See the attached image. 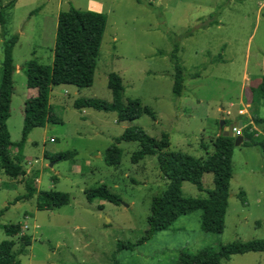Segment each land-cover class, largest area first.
Masks as SVG:
<instances>
[{
	"label": "rangeland",
	"instance_id": "1",
	"mask_svg": "<svg viewBox=\"0 0 264 264\" xmlns=\"http://www.w3.org/2000/svg\"><path fill=\"white\" fill-rule=\"evenodd\" d=\"M11 1L0 0V8ZM261 1L19 0L13 9H6L8 31L20 35L13 52L14 65L22 66L13 74L8 119L13 142L22 138L26 100L37 94L36 88L28 86L23 67L33 58L51 64L54 57L50 47L53 37H48L47 31L48 15L55 14L59 6L60 10L75 6L107 14L93 85L52 87V120L35 127L24 147L26 176L12 178L0 165V212L4 211L1 223L21 225V231L14 236L0 227V243L16 241L18 264H177L182 251L264 239V154L257 146L244 143L234 150L222 232L205 231L202 210H196L139 242L148 229L152 198L166 189L169 180L156 156L133 161V154L140 149L138 141H117L126 128L138 126L158 139L168 134L171 151L206 157L221 134L213 131L222 107L228 122H233L245 93L252 97L250 111L254 112L258 106L254 96H260V89L252 92L247 86L244 92L242 85L245 72L254 77L256 88L263 75L259 72L264 73ZM175 46L180 48L185 69L181 95L173 90L175 63L171 52ZM3 58L0 35V84ZM111 72L123 80V100L140 99L155 112L156 119L144 113L135 120L119 121L114 111L75 107L78 98L112 101L108 86ZM255 124L243 123L241 135L244 132L262 139L264 130L256 129ZM113 144L121 150L118 165L106 162V151ZM66 151H75L76 155L53 160L46 154ZM12 153L16 156L18 150L13 148ZM34 173H39L40 181L36 195L29 198L25 196L26 179ZM214 179V173H205L204 186L213 188ZM103 183L120 196L118 204L87 199L86 190ZM39 190L65 192L69 202L55 209H39ZM183 192L185 196H207L188 181L183 183ZM26 223L29 228H25ZM26 236L32 243L22 248ZM131 243L137 245L119 247ZM221 264H264V251L234 254Z\"/></svg>",
	"mask_w": 264,
	"mask_h": 264
},
{
	"label": "trees",
	"instance_id": "2",
	"mask_svg": "<svg viewBox=\"0 0 264 264\" xmlns=\"http://www.w3.org/2000/svg\"><path fill=\"white\" fill-rule=\"evenodd\" d=\"M15 3L16 0H12L0 8V24L3 27L0 35L3 37L4 52L3 76L0 84V165L5 173L12 178L27 175L22 156L24 157V147L31 131L35 127L45 126L48 121L52 120L49 102L52 87L61 84L78 87L93 85L107 25V14L96 10H82L71 6L60 12L53 63L44 64L33 58L27 61L23 67L27 75L28 86L36 88L37 94L26 100L22 138L18 142H13L8 128V119L11 115L13 74L16 69L13 52L20 36L8 31L9 19L6 9L10 11L14 8ZM187 34H191V31ZM179 52V46H175L171 52L172 61L175 63L173 90L176 95L182 94L185 80V69L181 64ZM108 86L113 93L112 101L96 97L78 98L74 102L75 107L79 109L93 107L98 110L114 111L117 113L119 121L135 120L144 113L156 119L155 112L149 106L143 105L140 99H128L126 102L123 100V80L118 73L111 72L109 74ZM259 92L264 97V76ZM246 136L247 140L243 144L255 145L264 154V137L255 139L251 135L246 134ZM122 140L139 142L140 149L132 156L135 162L145 156H156L161 171L169 180L166 189L152 198L148 229L146 235L139 242H145L153 234L168 229L180 216L196 210H202V226L205 231L218 233L224 230L230 182L233 176L232 160L236 148L235 138L220 134L213 141L214 150L208 151L206 157H196L182 151H171L169 150L171 143L168 134H163L158 139L138 126L126 128L122 136L117 139L118 142ZM13 148L18 150L16 156H13ZM46 154L53 160H61L74 157L76 152H57L53 156L49 153ZM106 162L109 165L121 163V150L117 144H113L107 149ZM208 172L215 175L214 187L210 189L206 188L202 181L203 176ZM38 177L39 173L27 177L26 197L30 198L36 195L37 188L34 183ZM185 181L195 184L199 190L205 191L207 196H185L183 192ZM86 196L91 202L100 198L118 204L121 200L120 196L105 183L87 189ZM68 202L69 195L65 192L39 190L37 193L39 209H55ZM3 213L2 210L0 212V227H3L10 236L18 234L21 231V225L19 223L2 224L1 215ZM23 241L22 248L32 243L28 236L23 237ZM15 243L14 239L3 240L0 243V264H18V253L14 250ZM135 245L137 244L131 243L119 247L133 248ZM260 251H264V239L235 241L219 248L206 247L196 252L182 251L177 264H221L222 260L230 259L234 254Z\"/></svg>",
	"mask_w": 264,
	"mask_h": 264
},
{
	"label": "crops",
	"instance_id": "3",
	"mask_svg": "<svg viewBox=\"0 0 264 264\" xmlns=\"http://www.w3.org/2000/svg\"><path fill=\"white\" fill-rule=\"evenodd\" d=\"M18 2H19V0H17L16 6L18 5ZM260 5L261 6L259 7V10L262 11V8L264 9V0L261 1ZM61 11H63V10H60V6H59V10L55 14H50V16L48 15V17H47L48 37H50L51 39L53 37V42L51 40V43H50V47H51V51L52 52H53L54 47H55L56 32H57V26H58V18H59V14H60ZM220 59L222 60L223 57H221ZM53 60H54V57H53ZM53 60H52L51 64L53 63ZM21 69H22V66L19 65V66H16L15 71L17 72V71H19ZM261 69L263 70L264 67L261 68ZM259 73L263 74L262 75V78H263L264 73H262V72H259ZM261 82H262V79L259 81V83L257 85V88H256L255 84H257V82H254V77L251 74L245 72V74L243 76L242 91L244 90V92H245L247 86L248 87L250 86V88H252V90H251L252 92L255 89L258 91L260 89V87H261ZM249 92H250V90L248 91V93ZM254 97H256L255 100L258 103V106L255 108L254 112H251L250 109L253 107V103L251 102L252 101L251 100L252 97L249 96V98H248V96L247 97L245 96V93H242L240 104H239V108H238V114L241 115L240 116L241 118L238 119L239 115L237 114L236 115L237 117L235 116V119L231 120L233 122H228V119L225 116L226 113L223 112V107H222L221 108L222 115L219 118H216V122H215L216 125H215V129H214L213 133L214 134H220V133L223 134L226 131L225 130V125H230V124L236 123L237 126H243L242 124H240L241 122H243L244 124L249 123V122H252V123L255 122L256 124L254 126H255L256 129L258 128V129H263L264 130V97H262L261 95L259 97H257L255 95ZM231 106H234V103H231ZM241 112L243 114H241ZM223 120H225L224 124L222 123ZM245 132H247V131L245 130ZM261 132H262V130H261ZM241 136H243L244 139L241 142V144L240 145H236V147L237 146H241L243 144V142L245 140H247V136H246V134H244V132H243V135H241ZM38 181H40V177L37 178V181L35 180V182H36L35 186H38V183H37ZM36 188H38V187H36Z\"/></svg>",
	"mask_w": 264,
	"mask_h": 264
},
{
	"label": "water",
	"instance_id": "4",
	"mask_svg": "<svg viewBox=\"0 0 264 264\" xmlns=\"http://www.w3.org/2000/svg\"><path fill=\"white\" fill-rule=\"evenodd\" d=\"M222 123L224 124L225 120H223ZM240 124H242V122ZM235 126H237L236 123H233V124H230V125H225V130L226 131L223 133V135L230 136V137H235V144L236 145H240L244 138L241 135H237V136L235 135V132H234V127Z\"/></svg>",
	"mask_w": 264,
	"mask_h": 264
},
{
	"label": "built area",
	"instance_id": "5",
	"mask_svg": "<svg viewBox=\"0 0 264 264\" xmlns=\"http://www.w3.org/2000/svg\"><path fill=\"white\" fill-rule=\"evenodd\" d=\"M242 113V112H241ZM242 125H243V123H242ZM234 132H235V134H236V136L237 135H241L242 134V128L240 127V126H235L234 127ZM31 162V161H30ZM28 217V216H27ZM25 228H29V224L28 223H26L25 225Z\"/></svg>",
	"mask_w": 264,
	"mask_h": 264
}]
</instances>
